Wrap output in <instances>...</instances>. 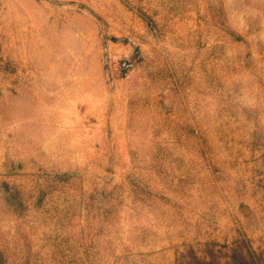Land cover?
<instances>
[{"label":"rangeland","instance_id":"rangeland-1","mask_svg":"<svg viewBox=\"0 0 264 264\" xmlns=\"http://www.w3.org/2000/svg\"><path fill=\"white\" fill-rule=\"evenodd\" d=\"M245 260L264 0H0V264Z\"/></svg>","mask_w":264,"mask_h":264},{"label":"built area","instance_id":"built-area-1","mask_svg":"<svg viewBox=\"0 0 264 264\" xmlns=\"http://www.w3.org/2000/svg\"><path fill=\"white\" fill-rule=\"evenodd\" d=\"M137 66V59H124L120 63L121 71L123 73H128Z\"/></svg>","mask_w":264,"mask_h":264},{"label":"trees","instance_id":"trees-1","mask_svg":"<svg viewBox=\"0 0 264 264\" xmlns=\"http://www.w3.org/2000/svg\"><path fill=\"white\" fill-rule=\"evenodd\" d=\"M241 264H248V261L245 260V262H242Z\"/></svg>","mask_w":264,"mask_h":264}]
</instances>
